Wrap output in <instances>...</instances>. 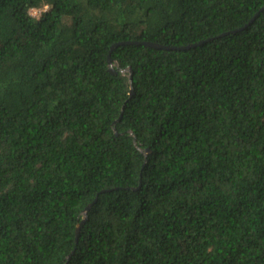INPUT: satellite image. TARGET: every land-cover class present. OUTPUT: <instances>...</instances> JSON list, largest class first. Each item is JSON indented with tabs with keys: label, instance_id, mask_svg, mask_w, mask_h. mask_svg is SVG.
<instances>
[{
	"label": "trees",
	"instance_id": "obj_1",
	"mask_svg": "<svg viewBox=\"0 0 264 264\" xmlns=\"http://www.w3.org/2000/svg\"><path fill=\"white\" fill-rule=\"evenodd\" d=\"M262 7L0 0V264H264Z\"/></svg>",
	"mask_w": 264,
	"mask_h": 264
},
{
	"label": "water",
	"instance_id": "obj_2",
	"mask_svg": "<svg viewBox=\"0 0 264 264\" xmlns=\"http://www.w3.org/2000/svg\"><path fill=\"white\" fill-rule=\"evenodd\" d=\"M264 11V7H262L256 14L255 16L250 20V22L245 25L244 27L238 29V30H235V31H232V33H237V32H240L242 31L243 29H245L246 27H248L257 17L258 15ZM229 33H224L222 34V36H225ZM210 40H207V41H201L199 43H196V44H192V45H188V46H185V47H170V46H164V45H160V44H157V43H152V42H135V41H124V42H119V43H115L112 47H111V50H110V54L111 52L118 46H121V45H143V46H147V47H151V48H156V49H165V50H187V49H191V48H195L197 46H200L202 44H204L205 42H208ZM109 54V57H108V63H109V70L112 74H116L117 71L115 70L114 66H113V60L111 59V56ZM122 73H126V72H130V82H132V69L131 68H128V69H122L121 70ZM131 96H133L134 94V91L133 89L131 88V92H130ZM150 153V150H147V153L146 154H149ZM92 204H90L87 208H86V211H85V214L90 210ZM85 220H83L78 226H77V229H76V242H78V238H79V233H80V230H81V226L82 224L84 223Z\"/></svg>",
	"mask_w": 264,
	"mask_h": 264
},
{
	"label": "rangeland",
	"instance_id": "obj_3",
	"mask_svg": "<svg viewBox=\"0 0 264 264\" xmlns=\"http://www.w3.org/2000/svg\"><path fill=\"white\" fill-rule=\"evenodd\" d=\"M41 12H42V10L33 9V10L30 11V14H31L32 16L38 18V17L40 16Z\"/></svg>",
	"mask_w": 264,
	"mask_h": 264
}]
</instances>
